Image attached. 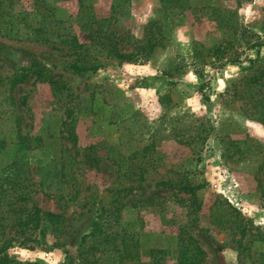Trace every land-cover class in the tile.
<instances>
[{
    "label": "rangeland",
    "instance_id": "obj_1",
    "mask_svg": "<svg viewBox=\"0 0 264 264\" xmlns=\"http://www.w3.org/2000/svg\"><path fill=\"white\" fill-rule=\"evenodd\" d=\"M28 68L0 87V264H182L189 236L257 264L233 220L264 232V0H0V77Z\"/></svg>",
    "mask_w": 264,
    "mask_h": 264
},
{
    "label": "trees",
    "instance_id": "obj_2",
    "mask_svg": "<svg viewBox=\"0 0 264 264\" xmlns=\"http://www.w3.org/2000/svg\"><path fill=\"white\" fill-rule=\"evenodd\" d=\"M48 28H49L48 25H46L44 22H40L39 25L35 27V29L39 31L40 33L44 31H48ZM51 28H53L52 32L57 31L58 34H60L61 29L59 26L51 27ZM50 39H51V36L46 37V40H50ZM61 42L67 44L68 48L73 49L75 52L79 54H82V52L84 51L85 43L81 42L79 37L76 34H69V36H65V38L62 39ZM158 43L159 42L157 40L153 41L152 39H150L147 41V43L142 44L139 47L140 49L150 53ZM101 44L104 45L103 42ZM214 49H215L214 54H216L217 56L224 50L221 46H217V45L214 46ZM202 50L203 48H198V46H196L194 49L193 57H199ZM107 52H108L107 53L108 56H113L120 60L130 61L134 59L133 58L134 53L133 52L128 53V52L122 51L119 48L117 42H110L109 46L107 47ZM199 58L196 60L197 64H201L202 60ZM70 66L81 69V70L85 68L95 67V65L87 66V65L75 64V63H70ZM36 73L37 74L39 73L38 75L40 76L43 72L41 69H38V68H28V69H22L10 76L0 77V87L4 86V89L6 90L5 92H7L6 94H9L10 99L14 100L11 93L13 89L15 88V86L25 81L31 75L36 74ZM257 78L258 77H256V79ZM20 123H21V117L18 116L16 119V125L18 127L19 133L21 131ZM1 186L2 185L0 183V187ZM232 209L233 211L237 210L234 207H232ZM50 215L54 216V214H51V213ZM231 215L235 216V214L233 213ZM235 217H237V215ZM239 221L240 220L238 218H235L233 220V223L236 224V227H235L236 230L237 231L238 229L240 230L242 238H246L248 235H251V238L249 242L243 248V251L247 250L249 254H253L254 256H256L257 264H264V232H257L256 234H253L250 231L252 223H249L248 220L243 223L242 222L238 223ZM126 238L127 237H123L122 243H124V245H123V250L120 251L121 252L120 255L122 256L123 259L134 258V254L132 253V250L130 249L131 243H128ZM253 246L255 247V249H253ZM178 256L182 264H199L205 258V251L198 244L197 240L193 236H189L187 242L181 243L180 248L178 249Z\"/></svg>",
    "mask_w": 264,
    "mask_h": 264
}]
</instances>
